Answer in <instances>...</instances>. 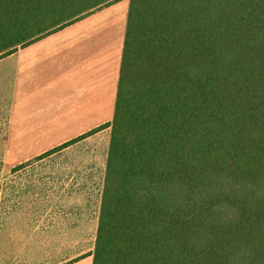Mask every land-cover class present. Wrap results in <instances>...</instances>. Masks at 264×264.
<instances>
[{
    "label": "trees",
    "instance_id": "obj_1",
    "mask_svg": "<svg viewBox=\"0 0 264 264\" xmlns=\"http://www.w3.org/2000/svg\"><path fill=\"white\" fill-rule=\"evenodd\" d=\"M121 0H0V58ZM13 36L14 38H10ZM92 264H264V0H129Z\"/></svg>",
    "mask_w": 264,
    "mask_h": 264
},
{
    "label": "crops",
    "instance_id": "obj_2",
    "mask_svg": "<svg viewBox=\"0 0 264 264\" xmlns=\"http://www.w3.org/2000/svg\"><path fill=\"white\" fill-rule=\"evenodd\" d=\"M129 0L0 58L11 68L7 151L23 161L113 119ZM92 253L65 264H92Z\"/></svg>",
    "mask_w": 264,
    "mask_h": 264
},
{
    "label": "rangeland",
    "instance_id": "obj_3",
    "mask_svg": "<svg viewBox=\"0 0 264 264\" xmlns=\"http://www.w3.org/2000/svg\"><path fill=\"white\" fill-rule=\"evenodd\" d=\"M10 99L8 67L0 71V264H65L92 253L110 128L20 161L7 151Z\"/></svg>",
    "mask_w": 264,
    "mask_h": 264
}]
</instances>
